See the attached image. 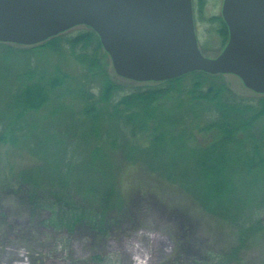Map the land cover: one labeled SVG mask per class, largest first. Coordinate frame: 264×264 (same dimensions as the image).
I'll use <instances>...</instances> for the list:
<instances>
[{
    "label": "trees",
    "instance_id": "trees-1",
    "mask_svg": "<svg viewBox=\"0 0 264 264\" xmlns=\"http://www.w3.org/2000/svg\"><path fill=\"white\" fill-rule=\"evenodd\" d=\"M218 20L226 44L225 21L211 18ZM60 35L31 46L0 42V151L9 146L19 158L0 179V196L45 216L40 234L59 243L79 229L104 239L128 212L119 173L135 168L227 226L235 245L223 262L238 259L264 234V96L241 97L223 74L203 71L126 90L101 70L93 29ZM62 43L83 64L81 80L43 62ZM77 100L80 111L71 106ZM110 257L78 262L112 264Z\"/></svg>",
    "mask_w": 264,
    "mask_h": 264
},
{
    "label": "rangeland",
    "instance_id": "rangeland-1",
    "mask_svg": "<svg viewBox=\"0 0 264 264\" xmlns=\"http://www.w3.org/2000/svg\"><path fill=\"white\" fill-rule=\"evenodd\" d=\"M223 2L193 0L198 43L209 58L217 57L227 44L219 31L220 21H211L212 17L223 18ZM91 29L79 25L60 36L77 37ZM62 45L60 52H50L43 62L50 66L60 65L73 80H81L83 64L74 59L67 43ZM97 57L104 74L126 90L155 85V81L139 82L117 75L103 45ZM223 79L241 97L256 100L264 96L247 88L236 75L223 74ZM96 82H91L94 87ZM71 106L80 111L82 101L77 100ZM16 155L9 146L0 151V179L10 178L17 170L14 164L18 165L19 158ZM122 173L119 175L126 185L128 212L114 232L104 239L96 238L87 229H79L71 237L65 235L61 243L52 232L41 235L40 223L45 216L32 214L15 196L3 193L0 196V264H81L79 259H88L97 253L110 254L112 264H136L138 257L144 264H264V234L252 240L238 259L223 262V256L235 245L227 226L209 219L195 207H187L182 194L161 184L155 177L135 168Z\"/></svg>",
    "mask_w": 264,
    "mask_h": 264
},
{
    "label": "water",
    "instance_id": "water-1",
    "mask_svg": "<svg viewBox=\"0 0 264 264\" xmlns=\"http://www.w3.org/2000/svg\"><path fill=\"white\" fill-rule=\"evenodd\" d=\"M222 16L229 40L209 58L198 43L193 0H0V42L31 46L86 25L123 78L233 74L264 94V0H224Z\"/></svg>",
    "mask_w": 264,
    "mask_h": 264
},
{
    "label": "bare ground",
    "instance_id": "bare-ground-1",
    "mask_svg": "<svg viewBox=\"0 0 264 264\" xmlns=\"http://www.w3.org/2000/svg\"><path fill=\"white\" fill-rule=\"evenodd\" d=\"M135 261L136 264H144L143 260L140 257L136 258Z\"/></svg>",
    "mask_w": 264,
    "mask_h": 264
}]
</instances>
